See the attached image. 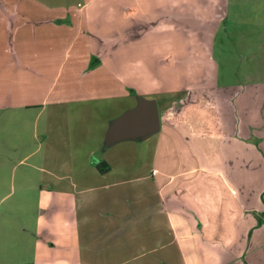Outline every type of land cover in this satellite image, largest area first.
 Instances as JSON below:
<instances>
[{
    "label": "crops",
    "instance_id": "crops-1",
    "mask_svg": "<svg viewBox=\"0 0 264 264\" xmlns=\"http://www.w3.org/2000/svg\"><path fill=\"white\" fill-rule=\"evenodd\" d=\"M256 2L250 0L248 5L243 0H218L210 2V15L204 16L197 7H191L190 17L181 13L169 18L171 32L181 34L184 41L181 46L187 44L183 52L185 60L181 58L178 62L176 51L171 61L167 53L161 57L162 67L176 72L170 87L160 86L153 92L140 93L124 80L135 77V62H142L143 68L149 67L143 55L123 56L124 50L128 53L133 48L148 46L138 41L147 31V24L134 21L128 22L124 32L116 34V41L110 47L114 57L103 58L105 54L101 58L94 50L91 54L97 57L91 61L92 65L88 67L90 58L84 54L80 66L71 68L68 81H79L88 73L97 77L100 74L95 75V70L105 65L110 64L114 71L112 64L123 63L126 58L129 72L125 78L116 71L117 74L111 71L101 75L102 80L110 78L118 83L117 88L110 84L108 93L99 94L103 89L99 91L97 101L103 106L112 105L113 101L124 106L117 115L105 120L95 146L85 157L90 174L99 182L90 185L81 171H74V176L65 183H59L64 177L47 178V192L72 191L78 195L73 201L76 207L84 205L85 208L80 194L116 185V181L109 182L116 170L112 165L115 159L109 154L114 146L126 143L133 148L138 146L134 157L141 158L148 140L157 137L150 158L153 165L148 172L138 171L132 177L139 164H131L129 170V164L125 167L129 178L122 181L143 182L140 193L135 195L131 191L125 205L120 207L108 205L107 201L106 207L97 208L95 218L88 219L77 213L65 221L74 225L72 237L79 240L78 247L92 254L89 263L80 258L79 264H127L140 256L147 257L145 264H264V28L248 24L245 19L246 8L257 7ZM79 3L78 8L72 9L67 0H0V56L3 55L0 58V205L7 195L6 155L2 150L8 141L16 148L23 142L17 133L21 130L22 108H36L38 113L44 110V99L41 102L22 100L23 73L42 74L45 66L41 69L38 64L45 59L39 56L37 48L50 40L61 45L69 40L73 30L79 32L83 15L85 21L89 15L85 10L87 2ZM135 10H129L126 18ZM255 11L250 15L257 17ZM132 34L136 41L130 39ZM190 42L208 63L207 68L203 65V70L196 74L190 64L191 60L200 58ZM120 48L123 50L118 51ZM237 56L241 58L239 64L249 66L236 71L232 65L237 63ZM178 63L180 68L175 66ZM119 80L122 81L119 83ZM85 85L72 96L67 89L57 91L55 102L65 104L60 109L69 121L77 118L82 103L96 99L94 91L87 88L90 85ZM83 93L91 95V99L83 97ZM140 100L156 103L158 129L142 138H119L118 131L111 132L113 121L135 109ZM201 113L205 120L199 119ZM7 117L14 129L9 140L5 134ZM127 156L126 159H135L131 153ZM100 163H104L102 171L97 167ZM10 173L12 177L13 170ZM42 201L40 215L52 207L50 201ZM13 207L10 206V212ZM81 222L92 223L93 237L86 238L83 232H78ZM42 230L24 226L23 219L8 215L7 208L0 210V264H22L17 255L24 245L23 233L36 239ZM120 241L127 249L141 241L142 251L116 263ZM51 242L48 237L46 246L53 247L54 242L49 245ZM103 255L108 259L103 261Z\"/></svg>",
    "mask_w": 264,
    "mask_h": 264
},
{
    "label": "rangeland",
    "instance_id": "rangeland-1",
    "mask_svg": "<svg viewBox=\"0 0 264 264\" xmlns=\"http://www.w3.org/2000/svg\"><path fill=\"white\" fill-rule=\"evenodd\" d=\"M214 1L218 0H67L69 7L72 9L79 7L77 5L78 2H80L79 5L87 2L85 6V10L89 11L88 17L85 16L87 21L84 20L83 15L82 27L79 28V32L73 30L70 33V38L73 39L72 42L69 38L68 41L59 45L57 41L50 40L44 47L37 48L40 53L39 56H43L42 58L45 59L40 61L42 64H38L40 65L39 68L42 69V65H44L45 70L41 71L42 74L38 75L39 77L31 76L30 72L23 73L22 89L24 94L22 100L28 102L39 100L41 102L44 99V110L38 113L36 108L28 110H25V107L22 108L19 115L21 130H17V133H19L23 142L16 148L12 141H8L4 150H2V153L5 152L6 155L4 167L7 169V191H5L7 195L0 205V210L7 208L8 215L11 213L20 216L24 221V226H28V228L36 230V227H40L43 229L36 239L27 232L23 233L24 245L19 250V255H17L21 261L23 260L22 264H79L80 258L82 261L85 260L89 263L92 254L88 255V250L78 247L79 240H74L72 237V232L73 230L75 231L74 225L67 224L65 221L73 219L77 213L88 219L95 218V213L98 212L97 208L103 209V207H106L107 201H109L108 205L112 204L113 207L125 205L127 195L130 196L132 192L137 195L144 186L141 181L134 183H124L122 181L129 178V174L125 173L126 165L129 164V170L131 164H139L132 177L139 174L138 171L148 172V169L153 165L150 158L157 141L156 136L150 138L149 142L145 144L144 148L146 151L143 154L141 153V158H139L140 156L134 157L135 154L137 155L139 147L133 148L132 144H119L110 150L109 154L115 159L112 165L114 168L116 167V170L110 176L109 182L116 181V185L108 189H97L80 194L86 205L85 208L84 205L81 208L76 207L73 201L78 195L73 194L72 191L65 192V194L47 192L46 182L48 179H62L64 177L59 183H65L69 177L74 176V171H81L90 185L99 182L90 174L89 161L85 157L89 149L95 146L99 132L104 127L105 120L110 116L117 115L119 108L124 106V104L119 105L115 101L109 106H103V104L97 102L100 97L98 96L99 91L103 89L99 94L108 93L107 89H109L110 84H114L113 87L117 88L115 85L118 83L117 81L110 78L108 80L101 79L102 74L113 71L110 69V64L95 70V75L100 74L97 77H93L88 73L79 81H68L71 75V68L80 66L79 62L84 54L90 58L88 67L92 65L91 61L97 57V55L91 54V51L94 50L99 56L101 54V58L105 54L103 58H106V56L114 57L110 47L116 41V34L118 31L120 34L124 32L123 29L129 24L128 22L134 21L135 24L139 25L147 24L145 26L147 31L143 33L142 38L138 41L145 42V45L148 44V46L144 49L133 48L128 53L124 50L123 56L143 55L145 63L149 67L143 68L142 65L144 64L142 62H135L134 64L137 66L134 67L135 77L125 78L126 72H129V70L126 58H124L125 60L123 61L125 62H114L112 64L113 73L124 74V80L140 90V93L153 92L155 88L163 86L170 87L173 84L176 72L163 68L160 64L161 57L164 53H167V55H170L167 59L171 61L175 58L173 56L176 51L178 52L176 60L178 62L181 58L185 60L186 55L183 52H185L184 45L187 44L184 43L181 46L182 42H184L181 40V34L171 32L169 26L171 20L169 18L181 13L190 17L191 11H193L190 10L191 7H197L196 9L199 13L204 16L210 15V2ZM243 2L249 5L250 0H243ZM256 4L257 7L246 8V14L248 15H246L245 19L248 24L253 23L264 28V0H257ZM132 9L136 10L133 14L130 13L132 15L127 19V14ZM253 9L257 10L255 11L256 13L258 12L257 17L254 14L250 15ZM220 20L222 21V18ZM130 39L136 41L133 34ZM190 46H193L194 52L200 58L197 61L191 60L190 66H193L192 71L196 74L199 73L198 71L203 70V65L207 68L208 63L206 58L196 49L194 43H191ZM122 50L123 48H120L118 51ZM180 51L181 53L179 54ZM2 57L3 55L0 56L1 59ZM236 58L237 63L232 65L236 68V71H241L245 66H249L244 63L239 64L241 58H238V56ZM24 62L29 63L25 59ZM176 65L180 68L179 63ZM167 66L169 67V64ZM84 71H88V69ZM163 77H166V79L163 80ZM121 81L119 80V83ZM85 84L90 85L87 88L94 91L92 93L94 96L96 94V99L88 104L82 103L81 108L79 107L78 109L77 118L69 121V118L61 112L65 104L55 102V99L58 98L56 95L57 91L59 89H67L71 91L69 94L72 96L81 85L86 87ZM47 91L48 93L44 95V92L46 93ZM28 92L34 93L28 94ZM83 95L86 99H91L89 97L91 95L87 93H83ZM68 97L70 96L66 98ZM205 105L203 106L205 107ZM60 107L62 108L60 109ZM199 119L205 120V115L201 113ZM6 121L5 134L9 140V137H12L11 131L14 133V129L9 124V117H7ZM31 151L34 152L26 157V154ZM129 153L135 159H126L125 156L128 158L127 154ZM10 170H13L12 177ZM54 187L57 189L59 185ZM41 200H48L52 204V207L46 209L42 215L39 212ZM11 205H14V209H11L12 211L10 212ZM77 228L78 232H83L86 238H91L94 235L92 223L81 222ZM78 236H81V234ZM48 237L54 242L53 247L46 246ZM139 250L142 251L141 241L138 244L135 243L129 249L123 248L122 241H120L118 247L119 256L114 262L120 263L123 259L132 256ZM107 259V256H102L103 261ZM146 259V256H140L127 264H145Z\"/></svg>",
    "mask_w": 264,
    "mask_h": 264
},
{
    "label": "water",
    "instance_id": "water-1",
    "mask_svg": "<svg viewBox=\"0 0 264 264\" xmlns=\"http://www.w3.org/2000/svg\"><path fill=\"white\" fill-rule=\"evenodd\" d=\"M159 127L158 111L154 101L140 100L138 106L113 121L111 132L118 131L119 138H142Z\"/></svg>",
    "mask_w": 264,
    "mask_h": 264
},
{
    "label": "trees",
    "instance_id": "trees-1",
    "mask_svg": "<svg viewBox=\"0 0 264 264\" xmlns=\"http://www.w3.org/2000/svg\"><path fill=\"white\" fill-rule=\"evenodd\" d=\"M103 164H104V163H100V164L97 165V167H98V169H99L100 171L103 170V168H102Z\"/></svg>",
    "mask_w": 264,
    "mask_h": 264
}]
</instances>
